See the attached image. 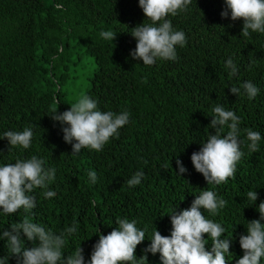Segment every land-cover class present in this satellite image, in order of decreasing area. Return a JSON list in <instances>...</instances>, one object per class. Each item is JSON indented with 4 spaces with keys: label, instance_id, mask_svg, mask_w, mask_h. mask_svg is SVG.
Instances as JSON below:
<instances>
[{
    "label": "trees",
    "instance_id": "16d2710c",
    "mask_svg": "<svg viewBox=\"0 0 264 264\" xmlns=\"http://www.w3.org/2000/svg\"><path fill=\"white\" fill-rule=\"evenodd\" d=\"M224 7V0H192L186 12L169 17L174 30L184 31L187 44L177 46L176 61L146 66L130 55L137 43L131 29L150 23L139 0H0V166L35 155L56 170L47 189L55 197L45 199V190L38 188L31 212L5 215L0 209V234L26 215L57 234L75 223L78 232L68 237L63 251L67 256L81 246L87 262L98 231L107 235L118 227L117 218H127L146 230L135 252L139 259L155 227L170 236L168 214L189 208L196 195L212 190L227 201L226 207L216 216L201 211L226 229L221 238L232 237L226 259L236 264L243 256L239 237L247 234L248 222L259 219L257 207L264 201V33L242 36L243 21H232L230 14L222 18ZM108 30L117 33L113 42L100 36ZM79 50L96 64L83 96L96 100L102 112L127 111L129 123L102 151L84 148L74 155L60 122L50 115L78 100L71 88ZM229 58L237 65L236 77L225 67ZM245 81L258 87L255 99H248L243 89L239 96L231 93L232 86ZM216 105L241 118L244 155L234 179L208 185L191 155L215 134L208 126ZM26 127L34 133L29 149L11 147L3 139L4 132ZM247 129L261 133L257 152L248 149ZM177 159L187 169L183 176L177 174ZM89 171L97 173L95 184ZM137 171L144 178L129 187L127 181ZM250 190L258 193L255 204L246 198ZM23 239L26 247L35 246ZM206 248L210 250V240ZM3 256H9L8 264H17L7 241L0 239ZM140 264H162L160 254L149 252Z\"/></svg>",
    "mask_w": 264,
    "mask_h": 264
},
{
    "label": "clouds",
    "instance_id": "9594fccd",
    "mask_svg": "<svg viewBox=\"0 0 264 264\" xmlns=\"http://www.w3.org/2000/svg\"><path fill=\"white\" fill-rule=\"evenodd\" d=\"M191 3L192 0H139V6L150 23L143 22L131 29L130 35L137 41L130 53L131 57L146 66H153L158 60L176 61L177 46L185 47L187 37L184 31L174 30L169 17L186 12ZM224 5L221 17L229 18L230 14L232 21L242 20V36L264 33V0H224ZM116 35L111 30L100 33L104 40L111 42ZM225 67L230 69V77L238 75L237 65L232 58L226 61ZM241 89L250 100L259 93L258 87L250 81L232 86L230 91L239 96ZM57 109L52 111L50 117L60 122L63 139L72 145L74 155L84 148L102 151L111 138H119V130L129 123L127 111L102 112L98 109V102L87 95L80 97L62 113ZM212 111L214 115L208 127L214 129L215 134H209L200 150L192 153L191 162L208 185H221L226 184L229 178H235L237 164L244 155L239 139L241 118L222 105H216ZM33 136L30 127L23 131L3 133V139L8 140L9 146L22 149L31 147ZM246 138L250 141L249 151H259L261 133L247 129ZM176 164L177 174L183 176L187 169L180 159L176 160ZM55 171L54 168L46 167L44 159L35 155L27 160L17 159L15 163L0 166V209L5 215L15 214L20 209L25 213L31 212L36 207V197L32 193L38 188L45 190V199L55 197V191L47 190L55 180ZM88 176L95 184L97 173L89 171ZM143 178V171H137L127 184L129 187L139 185ZM246 198L255 204L259 197L256 191L250 190ZM226 205L227 201L218 197L215 191H202L196 195L189 208L168 214L172 226L170 236L161 235L155 227L149 239L151 243L143 250L145 255L139 259L135 252L137 246L146 239V230L138 228L136 220L129 221L127 218H117L118 227H114L107 235L98 231L99 239L93 245L87 262L81 246L67 256L63 251L68 237L78 232L75 223L57 234L32 222L26 215L22 222L3 230L0 239L7 241L8 250L16 258L17 264H140L141 260L147 261L149 252L153 255L159 253L162 264H228L226 254L231 253L232 237L221 238L226 229L220 223L206 218L201 211L203 209L216 216ZM257 209L259 219L248 222L247 234L239 237L243 256L236 264H261L264 258V223L261 222L264 221V201L259 203ZM23 237L35 246L26 247ZM209 240L210 250L206 248ZM8 260L9 256L0 257V264H8Z\"/></svg>",
    "mask_w": 264,
    "mask_h": 264
},
{
    "label": "rangeland",
    "instance_id": "374dc122",
    "mask_svg": "<svg viewBox=\"0 0 264 264\" xmlns=\"http://www.w3.org/2000/svg\"><path fill=\"white\" fill-rule=\"evenodd\" d=\"M79 61L75 67H73L74 73L72 77H75L74 85L72 86V94L75 98H80L88 88L90 78L94 74L96 69L95 61L92 57H89L79 50L78 52Z\"/></svg>",
    "mask_w": 264,
    "mask_h": 264
}]
</instances>
